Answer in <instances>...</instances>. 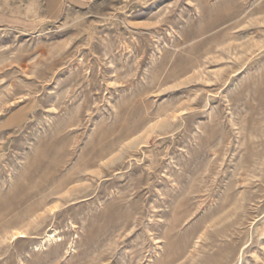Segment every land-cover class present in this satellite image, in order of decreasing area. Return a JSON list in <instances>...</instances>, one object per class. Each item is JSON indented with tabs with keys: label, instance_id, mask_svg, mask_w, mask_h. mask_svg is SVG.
Returning <instances> with one entry per match:
<instances>
[{
	"label": "rangeland",
	"instance_id": "1",
	"mask_svg": "<svg viewBox=\"0 0 264 264\" xmlns=\"http://www.w3.org/2000/svg\"><path fill=\"white\" fill-rule=\"evenodd\" d=\"M0 264H264V0H0Z\"/></svg>",
	"mask_w": 264,
	"mask_h": 264
}]
</instances>
